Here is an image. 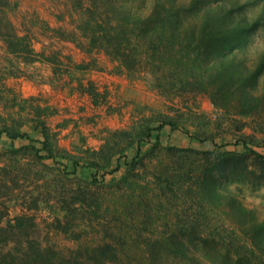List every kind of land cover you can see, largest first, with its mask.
Instances as JSON below:
<instances>
[{"label":"trees","instance_id":"1","mask_svg":"<svg viewBox=\"0 0 264 264\" xmlns=\"http://www.w3.org/2000/svg\"><path fill=\"white\" fill-rule=\"evenodd\" d=\"M68 1L71 30L34 23L83 61L35 51L11 20L18 1L0 0V264H123L132 248L145 255L139 264H264V210L244 204L264 206V0ZM97 55L157 105L132 97L110 106L89 78ZM34 63L49 66L50 88L109 115L127 108L129 123L104 128L97 149L81 133L61 147L73 120L51 127L55 106L3 82ZM174 132L187 143H169ZM9 202L47 213L46 226L73 248L44 242L33 215L9 218ZM93 231L103 235L87 242Z\"/></svg>","mask_w":264,"mask_h":264},{"label":"rangeland","instance_id":"2","mask_svg":"<svg viewBox=\"0 0 264 264\" xmlns=\"http://www.w3.org/2000/svg\"><path fill=\"white\" fill-rule=\"evenodd\" d=\"M19 3L17 11L11 14V20L19 34H28L31 38L32 45L34 44L35 51L39 52L41 50L45 51H60L62 55L72 56L76 61L86 60L87 57L78 52L72 53L75 50L73 44L67 43L66 41H62L57 39L50 32H43L41 27L34 22H44L51 28H64L66 30H71L73 28L71 20L77 18V14L74 13L70 9L68 0H17ZM47 16V20L44 17ZM50 22V23H49ZM69 43V42H68ZM259 43L261 46H264L262 41ZM43 46V47H42ZM83 56V57H80ZM100 70L99 74L101 77H95L92 81L95 83L99 90H103L104 87H107L108 95L107 101L110 106H122L123 100L130 99L135 97L137 100H145L148 102H153L157 105L156 94L148 91L143 83H134L129 84L125 77L123 79L126 81L123 84L120 83H111L105 81L106 77L110 75H115L112 73V63L104 57L103 55H97ZM4 64V48L2 43L0 42V68H2ZM44 65V64H43ZM25 71L26 76H21L23 80H28L34 85L39 86L43 83L47 84V80L50 75V68L47 65L41 66L38 64H32L23 69ZM48 73V74H47ZM106 75V77H104ZM19 78H7L3 82H5L6 86L13 87L17 92H19L23 97H28L31 95H23L20 91V87L24 86L22 83L16 82V79ZM117 82V81H116ZM120 86V88H116V85ZM115 86V87H114ZM52 89V88H51ZM30 89H24V93L30 92ZM42 90V89H41ZM39 90L38 93L33 95L41 94L42 97L46 98L48 103L55 106L58 109V114L54 117L48 119V123L51 127H55V125L61 122L65 118H70L73 120L72 123L68 125L67 128L62 129L60 131L58 143L61 147L69 149L71 144L78 142V134H82L86 138L87 145L93 149L99 148L101 145V137L102 130L104 128H118L126 126L129 123L128 110L127 108H121L120 115L118 114H107L104 106L99 109V112H102L98 116H102V118H98L95 120L92 116L91 102L86 103L84 100L79 101L77 94L72 96H65L59 90H53V94L47 95V93H42ZM48 96V97H47ZM83 97V96H80ZM87 97V96H86ZM90 101V100H89ZM104 109V112L103 110ZM201 110L204 111L208 116H214L215 110L214 107L210 104V102L203 98L201 100ZM104 116V118H103ZM104 120V121H103ZM108 123V124H107ZM100 124V125H98ZM116 127V125H118ZM98 125V126H97ZM108 125L110 127H108ZM25 130H28L25 128ZM100 141V143H99ZM163 143H166L167 138L163 134L162 136ZM169 143L183 145L186 144L185 138L177 132L172 133L169 138ZM192 145H197V143H192ZM146 146V145H145ZM203 146V145H202ZM244 204L249 208H256L260 213L264 210V206L261 205V199L255 197L246 196L244 198ZM8 216L9 218L14 214H27L33 215L36 223H38L42 232V237L44 242L48 241L53 244L56 250L61 252H68L73 248V244L70 240L66 239L63 235L55 233L52 229H49L44 222L50 221L51 217L42 210L38 211H28L23 209L19 205L12 206V203H8ZM5 218V217H4ZM1 224V223H0ZM100 229H98L99 231ZM103 232L100 234L93 231L90 235L84 237L87 242L98 240L99 236H102ZM85 241V240H84ZM143 251L140 249L132 248L128 252L127 258L124 259L123 264H139L141 262V257L145 256ZM192 264H210L207 261H197Z\"/></svg>","mask_w":264,"mask_h":264},{"label":"crops","instance_id":"3","mask_svg":"<svg viewBox=\"0 0 264 264\" xmlns=\"http://www.w3.org/2000/svg\"><path fill=\"white\" fill-rule=\"evenodd\" d=\"M44 19L45 20H47V16H45L44 17ZM50 23V22H49ZM64 44H68V45H70V43H64ZM33 47H35L34 46V44H33ZM43 47V46H42ZM74 52H76V49L74 50V51H72V53H74ZM80 57H83V56H80ZM35 64H38V65H41V66H44L43 64H39V63H34V65ZM100 72H97V70L96 71H93V72H91L90 74H89V78L90 79H94L95 77H101V75L99 74ZM48 74V73H47ZM48 75H50V73L48 74ZM104 77H106V75H104ZM105 81H107V83L108 82H111V83H120V84H123L124 82H126L124 79H123V77H120V76H116V75H110L109 77H106L105 79H104ZM117 81V82H116ZM16 82H19V83H22L24 86H21L20 87V91L22 92V94L23 95H33V94H35V93H38L39 92V90H41V92L42 93H47V95H51V94H53L54 92H53V90L50 88V86L48 85V84H46V83H43V84H41L40 86H39V89H38V87H37V85H34V84H32L31 82H29L28 80H23L22 78H19V79H16ZM116 85V88H120V86H118L117 84H115ZM115 87V86H114ZM31 88V90H30V92H27V93H24V89H30ZM105 89L107 88V87H104ZM48 97V96H47ZM78 100L79 101H85L86 103H88V102H90L89 101V98L88 97H86V96H83V97H80V96H78ZM90 107H91V112L93 113L92 114V116L94 117V119L95 120H98V118H102V116H98V115H100L102 112H99V109H101L102 107L101 106H99V107H95V106H93V105H90ZM103 110V112H104V109H102ZM103 118H104V116H103ZM104 121V120H103ZM108 124V123H107ZM98 125H100V124H98ZM97 125V126H98ZM119 126V124L118 125H116V127H118ZM108 127H110L109 125H108ZM99 143H100V141H99Z\"/></svg>","mask_w":264,"mask_h":264},{"label":"built area","instance_id":"4","mask_svg":"<svg viewBox=\"0 0 264 264\" xmlns=\"http://www.w3.org/2000/svg\"><path fill=\"white\" fill-rule=\"evenodd\" d=\"M97 85V84H96Z\"/></svg>","mask_w":264,"mask_h":264}]
</instances>
